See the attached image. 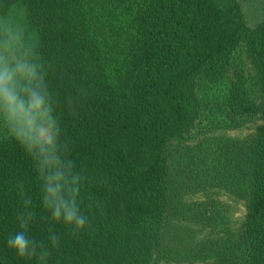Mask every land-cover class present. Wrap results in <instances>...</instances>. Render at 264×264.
<instances>
[{"label": "trees", "instance_id": "1", "mask_svg": "<svg viewBox=\"0 0 264 264\" xmlns=\"http://www.w3.org/2000/svg\"><path fill=\"white\" fill-rule=\"evenodd\" d=\"M0 15L38 44L90 222L73 237L50 219L33 161L0 131V264H39L7 245L25 197L28 236L59 235L47 264H264V16L249 25L241 0H0ZM220 83L226 124H255L207 147L217 177L174 144L202 114L199 89ZM215 183L245 198L223 235Z\"/></svg>", "mask_w": 264, "mask_h": 264}, {"label": "clouds", "instance_id": "2", "mask_svg": "<svg viewBox=\"0 0 264 264\" xmlns=\"http://www.w3.org/2000/svg\"><path fill=\"white\" fill-rule=\"evenodd\" d=\"M46 75L38 44L25 24L0 15V131L33 161L41 206L50 219L62 223L75 237L90 226L81 208L87 177L70 159V149L62 140L56 99ZM31 205V198L25 197L17 216L20 230L9 236L7 245L19 257H35L39 264H47L59 235L50 230L47 245L28 236L34 220Z\"/></svg>", "mask_w": 264, "mask_h": 264}, {"label": "rangeland", "instance_id": "3", "mask_svg": "<svg viewBox=\"0 0 264 264\" xmlns=\"http://www.w3.org/2000/svg\"><path fill=\"white\" fill-rule=\"evenodd\" d=\"M241 7L246 22L249 25H255L264 16V0H241ZM234 60L246 67L247 73L251 74L249 62L241 48L235 52ZM224 92L225 83L205 84L199 89V94L203 101L202 114L191 133L185 138L187 139L185 140L187 145L184 143V138L182 141L183 144L181 142L174 144L176 148L182 146L184 147V150H189L187 154L190 155L187 162L188 165L191 166L192 163L196 161L197 163H195V165H201L203 172L208 173V175H211L214 172L217 177L222 170V161L220 159L218 161L215 158H213L212 161L207 147L213 149L215 144L220 142L223 137L228 138L226 137L227 135H230L229 137H245L249 134L250 129L255 124L254 120L252 121L247 118L240 120L236 124L231 123L230 126L226 124L224 113L221 111L222 95ZM204 179L205 178L200 175L201 183H203ZM214 186V189L217 191L212 197H215V201L218 204V207H215L216 217L219 214L216 220V227L219 232H222L221 235H223L225 234V230L231 232L237 226L238 218L243 212L245 198L241 186L236 188L235 185V188L233 189L228 188V186L226 188L222 187V185L218 183H215ZM210 191L207 194L205 192L200 194L203 197L206 195L210 196ZM208 261L210 260L205 259L201 264ZM164 264L166 263L164 262Z\"/></svg>", "mask_w": 264, "mask_h": 264}]
</instances>
